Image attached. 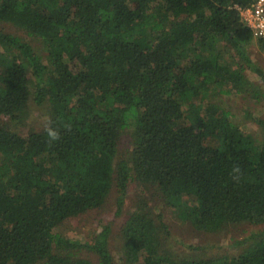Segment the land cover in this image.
I'll use <instances>...</instances> for the list:
<instances>
[{
  "label": "trees",
  "instance_id": "1",
  "mask_svg": "<svg viewBox=\"0 0 264 264\" xmlns=\"http://www.w3.org/2000/svg\"><path fill=\"white\" fill-rule=\"evenodd\" d=\"M253 1L0 0V21L48 53L44 64L0 30V118L22 121L32 99L50 105L40 132L0 124V264H95L75 250L116 264L110 224L77 244L56 230L103 208L114 188L121 216L132 183L200 231L264 225V140L213 98L264 96L246 75L264 83L239 12ZM122 132L132 150L117 161ZM162 218L138 198L120 233L125 264H264V229L237 255L189 259L165 249L172 233Z\"/></svg>",
  "mask_w": 264,
  "mask_h": 264
},
{
  "label": "rangeland",
  "instance_id": "2",
  "mask_svg": "<svg viewBox=\"0 0 264 264\" xmlns=\"http://www.w3.org/2000/svg\"><path fill=\"white\" fill-rule=\"evenodd\" d=\"M0 30L19 36L30 43L35 51L41 55L43 63L48 64V53L42 41L28 36L24 30L8 22L0 21ZM247 51L251 61L264 71V51L259 46L257 39H253V42L248 45ZM230 60L231 58L227 59L228 62ZM246 75L250 81L259 84L258 86L261 87V92L264 95V83L259 77L249 69L246 70ZM213 98L214 102L232 114V121L236 125L247 133L252 134L259 143L264 140V131L255 120L256 118L264 120V96L260 99L257 98L259 100H255L248 93H232L229 95L216 94ZM49 122V103L45 102L42 105H38L33 99L22 121L0 118L1 125L22 136L46 129L49 126ZM131 150V134L122 132L118 146L117 161L125 159ZM117 197V190L114 188L103 208L65 221L56 232L69 240L71 244L84 243L90 242L94 235L101 231L103 225L110 224L112 227L110 250L116 264H125L122 259L120 233L131 207L135 206V202L138 201L139 197L147 200L154 216L162 215V219L170 229L172 235L167 241L165 249L182 258L202 259L226 254L237 255L248 246L245 243L241 244V242L248 240L252 234L264 229V225L238 224L228 226L217 233L197 230L191 224L182 221L177 211L164 206L152 187H138L135 183L130 186L122 215L117 217ZM73 252L76 253L78 258H85L95 264L98 263V258L87 250H75Z\"/></svg>",
  "mask_w": 264,
  "mask_h": 264
},
{
  "label": "built area",
  "instance_id": "3",
  "mask_svg": "<svg viewBox=\"0 0 264 264\" xmlns=\"http://www.w3.org/2000/svg\"><path fill=\"white\" fill-rule=\"evenodd\" d=\"M239 12L253 37L264 39V0H254L250 6L239 9Z\"/></svg>",
  "mask_w": 264,
  "mask_h": 264
},
{
  "label": "clouds",
  "instance_id": "4",
  "mask_svg": "<svg viewBox=\"0 0 264 264\" xmlns=\"http://www.w3.org/2000/svg\"><path fill=\"white\" fill-rule=\"evenodd\" d=\"M49 135L53 136V138H55V134L54 133L50 132ZM236 171H239V169H236Z\"/></svg>",
  "mask_w": 264,
  "mask_h": 264
}]
</instances>
